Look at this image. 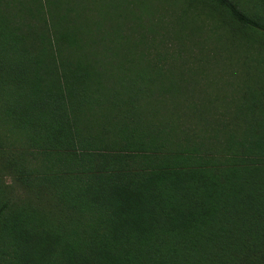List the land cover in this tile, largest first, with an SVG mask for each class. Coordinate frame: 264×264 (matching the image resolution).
Returning a JSON list of instances; mask_svg holds the SVG:
<instances>
[{
	"label": "trees",
	"instance_id": "obj_1",
	"mask_svg": "<svg viewBox=\"0 0 264 264\" xmlns=\"http://www.w3.org/2000/svg\"><path fill=\"white\" fill-rule=\"evenodd\" d=\"M160 1L0 0V264H264V0Z\"/></svg>",
	"mask_w": 264,
	"mask_h": 264
},
{
	"label": "rangeland",
	"instance_id": "obj_2",
	"mask_svg": "<svg viewBox=\"0 0 264 264\" xmlns=\"http://www.w3.org/2000/svg\"><path fill=\"white\" fill-rule=\"evenodd\" d=\"M157 1L161 2L160 0ZM159 3L157 6L160 8ZM162 4L167 5L164 1ZM219 57L220 53L218 51L213 56L208 52L203 56V59L208 60L207 66H210L215 60H220ZM242 70L244 68L239 65L236 67L230 66L229 68H175V75L185 81V85L194 95L193 98L210 106V99L216 96L220 98L230 96L235 86L232 85L231 80L240 75ZM212 109H214L213 105Z\"/></svg>",
	"mask_w": 264,
	"mask_h": 264
}]
</instances>
